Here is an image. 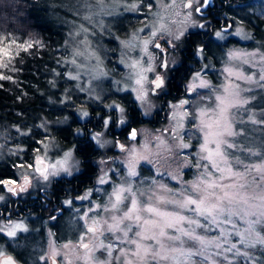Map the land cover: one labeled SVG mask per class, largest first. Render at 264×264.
Returning <instances> with one entry per match:
<instances>
[{
  "label": "snow or ice",
  "instance_id": "1",
  "mask_svg": "<svg viewBox=\"0 0 264 264\" xmlns=\"http://www.w3.org/2000/svg\"><path fill=\"white\" fill-rule=\"evenodd\" d=\"M207 2L208 0H200V3ZM98 3L102 4L103 0H98ZM130 7L135 9L137 6L133 3ZM184 7L192 8L193 0ZM194 11L199 12L200 7L196 6ZM82 31L87 32V29L83 28ZM159 31L161 29L151 32L149 39L141 41L146 55L149 43H153L156 49H161V45L152 39ZM216 35L223 38L220 32ZM135 39L134 36L133 40H122L120 43L125 49H131L137 46L134 43ZM174 39L179 40L180 36ZM32 47V43H18L15 39L0 35V68H9L19 51L27 52ZM73 55L80 56L83 53L76 51ZM93 55L95 56V53ZM95 59L100 58L95 56ZM229 59H241V56L232 53ZM70 62L76 64L75 59ZM247 62L245 59L244 63ZM139 65L140 61L135 60L129 67L136 69ZM162 67H167V64H163ZM145 71L152 72L153 69L151 67L141 69L135 81L139 86L135 89L138 92L136 99L141 102L145 101L147 94L144 91V83L148 81V77L142 74ZM223 71L229 78L248 81L253 79L252 76H245L231 67H225ZM261 71L259 79L264 81V69ZM102 74L106 75V73ZM69 78L75 80L78 77ZM3 79H11V77L0 74V80ZM149 82L154 85V90L162 89L165 83L160 75ZM185 90L188 98L171 105L173 109L171 119L176 122L172 136L175 144L168 146L164 140L157 137L165 152L175 159L182 157L181 163L174 172L157 171V175L167 176L179 187H173L166 182L161 183L155 176L150 181L147 178L141 180L140 184L134 187L140 176L137 165L141 161H148V157L139 154L134 148L131 149L126 177H121L123 182L111 185L112 191L106 193L109 197L107 204H98L96 208H89V212L95 213L99 218L89 217L91 223L87 226L85 235L80 237L78 247L83 249V255L77 256L76 259L83 260L84 264H218L217 257L226 260L225 253L236 249L237 242L229 239L232 235L238 236L240 238L238 242L245 246L264 245V236L256 229L258 224H264V161L245 163V160L236 156L235 152L229 151L235 149L236 145L227 139L235 135L232 131L231 109L241 105L239 85L230 80L220 90L197 72L192 82L186 85ZM200 90H206L208 94ZM212 93H215L214 107L201 108L198 113L192 110L193 101L197 97L201 102L204 99L213 100ZM108 107L124 112L119 105H108ZM83 115L87 116L88 113L84 112ZM185 121L200 134L199 139L202 140L195 153L185 151L194 147L190 142H186V140L191 141L192 137L187 134ZM124 122L121 118L120 123ZM108 123V120L104 121L105 126ZM181 130L185 135L180 134ZM99 135L98 133L93 139H97ZM137 136L138 132L135 129L129 133L131 140H136ZM120 147L122 151L125 150L124 145ZM252 155L257 154L252 153ZM70 158L71 153L66 152L62 160L49 165L45 164L42 157L37 156L35 165L39 167L35 165L28 167L33 168L44 180H48L49 175H56L57 166L68 172L65 165ZM49 168L53 171L49 172ZM185 168L196 169L192 179L184 178ZM106 176L107 173L99 177L98 182L108 184L109 180L105 178ZM28 183V176L25 175L24 184L19 191H24ZM16 184V180H0V185ZM7 190L13 194L17 192L15 187H8ZM87 198V195L81 197L82 200ZM0 199L3 197L0 196ZM101 211L108 214L106 218L100 216ZM250 217L254 219H249ZM237 221L247 224L244 232L237 227ZM17 230L25 229L22 224H16L7 235L14 237ZM88 234H91V239L84 242ZM105 240L109 242L105 243ZM62 247L75 251V246L70 244H64ZM97 251L106 253L107 258L103 261L98 260L95 255ZM3 255L0 251V256ZM57 255L59 253L54 247L52 264H56L54 258ZM194 258H199V262ZM0 264H14V261L11 256H6ZM69 264L72 262L69 261Z\"/></svg>",
  "mask_w": 264,
  "mask_h": 264
},
{
  "label": "rangeland",
  "instance_id": "2",
  "mask_svg": "<svg viewBox=\"0 0 264 264\" xmlns=\"http://www.w3.org/2000/svg\"><path fill=\"white\" fill-rule=\"evenodd\" d=\"M179 1L175 0V3H173V0H103L101 4L98 3V0H69L68 4L64 6V15L61 14L60 18L65 26L66 38L62 43L65 55L61 60L62 90L58 91L59 100H67L70 98L69 95L72 98V95L75 94L73 101L76 102L74 107L76 115L78 118H83V113L87 112L86 105L102 104L106 107L108 105H119L122 108L120 104L122 95L125 93V96L135 102L141 114L148 115L151 112L153 97L144 85V91L147 94L145 101L141 102L136 99L138 92L135 90L139 88L135 83L138 78L137 73L141 71V66L149 60L148 54L146 55L143 51L141 41L149 39L151 32L157 29H161L157 34L166 33L174 39L178 36L180 30L185 28V25L192 23L191 16L186 11L178 10ZM133 3L137 6L135 9L130 7ZM248 6V9L255 13L264 14V0H250ZM237 12L239 15L241 14L240 11ZM252 20L254 21V18ZM83 28H86L87 32L82 31ZM140 29H143V31H138ZM217 32H220L223 38L217 37ZM227 34L235 37L234 42L226 40L222 47L214 53V60L203 62L201 77L210 81L220 90L230 80L232 83L239 85L241 105L231 109L233 113L232 131L235 135L227 137L229 141L236 145V148L229 151L235 152L236 156L245 160V163H260L264 161V86H262L264 81L259 79L260 74H262L261 70L264 69V59H262L264 57V35L256 37L239 20L235 21L230 30H217L213 36L215 39L223 40ZM134 36L136 38L134 43L137 46L125 49L120 41L133 40ZM76 51L82 52L83 55H73ZM93 53H95V56H99L100 59H95ZM232 53L240 55L241 59H229ZM73 59L76 60L75 65L70 62ZM245 59L248 61L247 63H244ZM135 60H139L140 65L133 69L129 65ZM225 67H231L234 71L243 73L245 76L250 75L253 79L248 81L236 79L235 77L229 78L223 71ZM102 73H106V75ZM70 76H77L78 78L72 80L69 78ZM196 83H199V81H196ZM200 91L206 92V90ZM212 95L213 100L204 99L203 102L197 97L193 101L192 110L198 113L201 108L214 107L215 93H212ZM176 102L178 103V101ZM79 103H82V106ZM116 111L119 115H122L119 110ZM62 122L63 120L60 122L52 121V124ZM175 123L170 115L168 121L163 124L164 129L158 132L154 128L138 127V139L130 141L126 145L125 150L117 155V159H113L115 161L113 165L107 162H100L97 165L98 174L94 179L91 191H89L90 195L83 203H74L70 206V209L76 212L74 215L78 218V226L83 231V235H85L87 226L91 223L89 217L92 219L99 218L95 213H90L89 208H96L98 204H107L109 197L106 193L112 191L111 185L122 183L121 177H126L131 149L134 148L139 154L148 157V161H141L137 165L140 176L134 187L139 185L141 180L147 178L150 181L154 176L161 183L166 182L173 187H179L175 181L169 180L167 176L157 175V171L160 173L174 172L181 163L182 157L175 159L170 156L157 139L159 137L160 140L165 141L166 145L173 146L175 141H173L172 136L174 135L173 127ZM185 126L187 134L192 137L191 141L186 140V142H190L194 146L185 151L195 153L198 151L199 143L202 142L199 139L200 134L187 121H185ZM37 128L40 137L37 138V145H34L35 152L32 155V165H34L37 156L42 157L45 164L51 165L62 160L66 152H70L71 158L65 165L68 172L63 171L59 166L55 171L67 174L77 168V159L72 152V144H63L57 141L46 125ZM166 129L167 131H165ZM14 130L10 132L7 129L0 132V157L11 162L20 161L23 157V145L12 139ZM180 134L185 135V132L181 130ZM95 141L98 145H103L101 147H105L108 139L99 135ZM173 151H175L174 148ZM252 153L257 155H252ZM14 167L16 168L15 173L30 172L32 170V168H26L25 165L21 167V165L15 164ZM51 171L53 169L49 168V172ZM195 172V168L183 169L184 178L192 179ZM105 173H107L105 178L109 180V183L100 184L98 178L104 176ZM107 215L103 211L100 212L102 217L106 218ZM249 219L254 218L250 217ZM65 222V227L72 224L68 220H65ZM16 224H22L25 229L17 230L16 233H25L36 229V226L29 227L23 220L0 221V229H3V231H0L1 247L8 241L7 238H4L8 236L7 232L12 230V227ZM237 227L241 232H244L247 224L237 221ZM256 229L260 235L264 236V224H258ZM89 239H91V234H88L85 240ZM229 239L232 242H237L236 249L225 253L226 260L223 257H217L218 264H264V245L245 246L238 242L240 238L235 235L230 236ZM108 242V240H105V243ZM76 254H83V250H76ZM95 255L101 261L107 258V254L101 251H97ZM194 259L199 262V258ZM80 264H84V261Z\"/></svg>",
  "mask_w": 264,
  "mask_h": 264
},
{
  "label": "flooded vegetation",
  "instance_id": "3",
  "mask_svg": "<svg viewBox=\"0 0 264 264\" xmlns=\"http://www.w3.org/2000/svg\"><path fill=\"white\" fill-rule=\"evenodd\" d=\"M249 1L208 0L207 3H200V0H193V7L186 8L184 5L190 0H180L178 10L186 11L191 16L192 23L180 30L179 40L172 39L166 33H158L153 40L161 45V49H156L153 43H149V60L140 68L153 69L152 72H143L148 77L144 85L154 100L148 115L141 114L135 102L127 96L122 98L120 104L124 109L120 113L122 115L105 105L96 104L87 112V116L72 120L76 125L70 127V134L74 139L71 148L77 159V168L70 174L56 171V175H49V179L44 180L33 168L30 172L15 173L13 164V168L0 177V180L17 181L16 185H0V196L3 197L0 199V221L23 220L29 227L36 226L34 231L17 232L14 237H4L8 241L0 246V251L4 254L0 256V261L11 256L14 264H52L54 247L59 253L54 258L56 264H69V261L80 264L83 261L76 259V250H83L77 248L83 231L78 226L75 210H71L70 206L83 203L81 197L90 195L89 191L98 174L96 161L98 164L107 162L113 165V159L122 151L120 145L125 148L130 141L138 139L139 134L136 140L129 139V133L133 129L137 132L140 126L154 128L156 132L164 129L163 124L168 121L173 110L171 105L181 98H188L185 89L194 73L203 74V62L214 60V53L226 40H235L234 36L228 34L223 40L215 39L213 34L217 30H230L236 20L250 27L255 12L248 9ZM196 6L200 7L199 12L194 11ZM207 49L209 53H206ZM165 63L167 67H162ZM157 75L165 81L160 90H154V85L149 82ZM121 118L125 121L123 124L120 123ZM105 120L109 121L107 126L104 124ZM98 133L108 139L105 147H101L93 139ZM33 153H23L22 159L15 164H23L29 168ZM85 164L89 168L81 167ZM25 175L28 176L29 183L24 191H19L24 184ZM8 187H15L16 194L10 193ZM65 220L72 223L71 226L65 227ZM64 244L75 246V251H71V248L64 249Z\"/></svg>",
  "mask_w": 264,
  "mask_h": 264
},
{
  "label": "trees",
  "instance_id": "4",
  "mask_svg": "<svg viewBox=\"0 0 264 264\" xmlns=\"http://www.w3.org/2000/svg\"><path fill=\"white\" fill-rule=\"evenodd\" d=\"M68 1L0 0V35L33 44L27 52L19 51L9 68H0V74L11 77L0 80V132L15 129L12 139L23 145L24 154L35 152L34 145L40 137L37 127L41 125H46L63 144L74 140L70 127H75L72 120L78 118L75 94L67 100L58 98V91L62 90L61 60L65 55L62 43L66 38L60 18ZM249 30L256 37L264 35V14L254 13ZM93 108L86 105L87 112ZM61 120L62 123L52 124ZM14 162L0 157V177L13 168Z\"/></svg>",
  "mask_w": 264,
  "mask_h": 264
},
{
  "label": "water",
  "instance_id": "5",
  "mask_svg": "<svg viewBox=\"0 0 264 264\" xmlns=\"http://www.w3.org/2000/svg\"><path fill=\"white\" fill-rule=\"evenodd\" d=\"M202 7V6H201Z\"/></svg>",
  "mask_w": 264,
  "mask_h": 264
}]
</instances>
